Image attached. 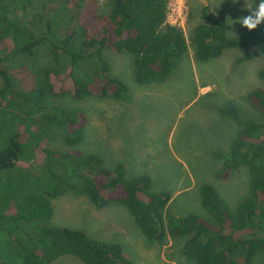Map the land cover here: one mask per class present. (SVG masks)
I'll return each instance as SVG.
<instances>
[{
	"label": "trees",
	"instance_id": "16d2710c",
	"mask_svg": "<svg viewBox=\"0 0 264 264\" xmlns=\"http://www.w3.org/2000/svg\"><path fill=\"white\" fill-rule=\"evenodd\" d=\"M169 1L107 0L102 12L100 0H0V234L7 236L0 239V264H51L64 256L83 264H132L119 243L51 224L53 201L67 193L84 197L96 209L125 208L150 242L183 240L180 254L187 264H253L264 255V88L246 95L260 121L242 118L232 102L219 109L238 131L225 153L212 154L220 162L217 177L225 180L243 169L249 187L232 208L213 186L202 184L200 204L208 218L188 214L164 220L171 192H155L148 176L128 177L123 163L108 168L100 156L77 149L85 139V114L48 105L64 96L129 101L126 86L109 75L105 49L132 57L138 86L164 82L188 54V41L197 63L230 49H252L236 64L258 56L264 60L261 24L228 37L225 13L204 6L187 40L167 23ZM37 2L48 16L38 13L25 24L16 19ZM53 2L57 6L51 9ZM259 2L253 0V8ZM41 47L53 62L65 58V69L6 66L18 57H33ZM257 77L264 80V62ZM57 139L71 150L49 148Z\"/></svg>",
	"mask_w": 264,
	"mask_h": 264
},
{
	"label": "rangeland",
	"instance_id": "374dc122",
	"mask_svg": "<svg viewBox=\"0 0 264 264\" xmlns=\"http://www.w3.org/2000/svg\"><path fill=\"white\" fill-rule=\"evenodd\" d=\"M106 12L107 0H100ZM235 2V3H234ZM57 5L53 2L49 8ZM207 6L212 12L223 11L227 20V35L244 33L238 23L250 14L253 0H172L174 14L169 21L180 28L187 40L189 29L198 21L199 11ZM38 13L49 11L37 2L18 13L16 19L25 24ZM181 13V17H176ZM46 17L42 21L45 22ZM264 38V23L258 30ZM188 54L171 75L161 83L138 86L133 80L132 57L126 53L103 50L102 58L110 66L109 75L126 86L130 100L116 102L86 98L74 101L69 96L53 98L48 105L69 111H81L87 119L85 139L77 148L100 156L106 167L125 165L128 177L145 175L151 179L155 192H171L172 198L164 211V220L196 214L208 218L201 207L199 187L210 184L230 207L246 196L249 177L245 170L234 172L221 180L217 177L220 162L214 152L225 153L234 140L238 127L219 115L227 102L234 103L244 119L260 121V116L247 104L246 95L256 87L264 88L257 77L263 58L236 64V60L252 49H230L218 59L205 63L194 61L188 41ZM26 65L30 70L44 68L64 70L67 61L60 57L53 62L46 48H39L33 57L21 56L6 63L9 68ZM49 148L65 153L71 150L59 139ZM38 173L31 171V175ZM55 214L51 224L79 230L106 243H119L132 264H187L180 254L181 239L168 238L158 244L148 241L135 225L128 211L118 205L94 208L84 197L67 193L53 201ZM0 234V239H6ZM51 264H83L71 256L61 257ZM253 264H264V255Z\"/></svg>",
	"mask_w": 264,
	"mask_h": 264
},
{
	"label": "clouds",
	"instance_id": "9594fccd",
	"mask_svg": "<svg viewBox=\"0 0 264 264\" xmlns=\"http://www.w3.org/2000/svg\"><path fill=\"white\" fill-rule=\"evenodd\" d=\"M248 10L250 12L249 15L242 16L233 23H238L243 28L251 32L255 30L261 23H264V0H260L255 8L249 7Z\"/></svg>",
	"mask_w": 264,
	"mask_h": 264
},
{
	"label": "built area",
	"instance_id": "2783aa9c",
	"mask_svg": "<svg viewBox=\"0 0 264 264\" xmlns=\"http://www.w3.org/2000/svg\"><path fill=\"white\" fill-rule=\"evenodd\" d=\"M171 1H169V5H168V13H167V23L171 26H174V27H177L176 24H172L170 21H169V16L171 15L172 16V13L174 14V10L171 9ZM176 17H181V13H177L175 15ZM178 28V27H177Z\"/></svg>",
	"mask_w": 264,
	"mask_h": 264
}]
</instances>
